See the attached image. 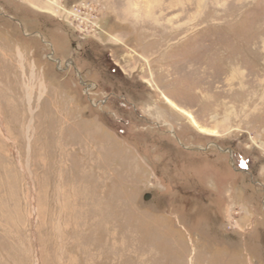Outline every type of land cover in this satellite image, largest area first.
Returning a JSON list of instances; mask_svg holds the SVG:
<instances>
[{"label":"rangeland","instance_id":"obj_1","mask_svg":"<svg viewBox=\"0 0 264 264\" xmlns=\"http://www.w3.org/2000/svg\"><path fill=\"white\" fill-rule=\"evenodd\" d=\"M0 264H264V0H0Z\"/></svg>","mask_w":264,"mask_h":264},{"label":"bare ground","instance_id":"obj_2","mask_svg":"<svg viewBox=\"0 0 264 264\" xmlns=\"http://www.w3.org/2000/svg\"><path fill=\"white\" fill-rule=\"evenodd\" d=\"M168 100L170 101V103L173 105V106H175V103L174 102H172L169 98H168ZM177 106V105H176ZM59 140V139H58ZM62 142V141H61ZM60 142V143H61ZM58 143V142H57ZM61 145V144H60ZM58 146V145H57ZM62 146V145H61ZM66 148V147H65ZM64 150V149H63ZM59 157V156H58ZM61 162V161H60ZM60 173V172H59ZM62 184H64V182H62ZM61 186H63V185H60V188L58 187V186H56V188H59V189H61V191L60 190H58V189H55V194L56 195H58V197L61 195V194H65V192H66V189L65 188H61ZM78 188L76 185H73V186H70L69 187V192L70 191H74L75 190V193H73V195H79L81 192L80 191H76V189ZM63 189V190H62ZM56 206H60V204H59V202H58V204H56ZM70 219V218H69ZM70 221H71V219H70Z\"/></svg>","mask_w":264,"mask_h":264}]
</instances>
